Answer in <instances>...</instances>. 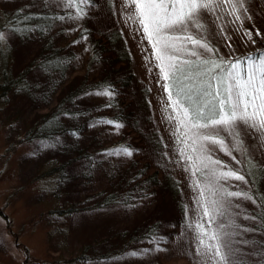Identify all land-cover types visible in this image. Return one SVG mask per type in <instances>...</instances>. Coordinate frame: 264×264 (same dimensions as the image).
Masks as SVG:
<instances>
[{"label":"trees","instance_id":"1","mask_svg":"<svg viewBox=\"0 0 264 264\" xmlns=\"http://www.w3.org/2000/svg\"><path fill=\"white\" fill-rule=\"evenodd\" d=\"M99 1L83 5L84 15L79 17L81 26L75 37L85 39L87 45L81 72L74 69L76 50L72 43L76 40L60 43L62 19H56L77 15L75 8L62 11L51 0L47 4L44 0H14V6L1 11L0 30L7 32V40L0 48V97L11 94L21 98L28 109L41 110L24 124V134L17 143H31L30 153L40 157L44 151L41 165L46 169L32 180L52 179L48 193L59 203L51 209L53 214L82 217L104 210L124 212L132 210L142 194L151 196L152 209L130 228H108L107 236L87 244H105L107 250L94 257L111 260L137 244L160 239L166 233L167 221L184 219L185 205L178 180L168 171L152 168L148 153L160 143L143 127L148 88L137 79L122 32L109 18L102 22L96 19L93 7ZM249 4L254 6L253 22L258 28L253 33L256 47L249 52L259 57L264 53V15L256 0H249ZM207 55L232 61L216 49ZM99 123L119 125V136L101 141L95 126ZM121 148L132 152L125 155L129 162L124 166L109 158ZM243 157L240 172L246 184L239 192L252 199L242 206L245 219L236 216L235 221L243 225L245 221L256 229L255 233H245L250 253L257 256V262L250 259L248 264H264V158ZM99 179L105 184L97 185L94 180Z\"/></svg>","mask_w":264,"mask_h":264},{"label":"rangeland","instance_id":"2","mask_svg":"<svg viewBox=\"0 0 264 264\" xmlns=\"http://www.w3.org/2000/svg\"><path fill=\"white\" fill-rule=\"evenodd\" d=\"M51 1L59 10H69L60 0ZM256 2L260 6L261 15H264V1ZM12 6L14 0H0V15L1 11ZM223 7L224 11L217 9L214 13L201 14L206 31L199 34L207 39L213 50L216 49L232 60L254 57L249 52L256 47L253 33L258 31L253 22L254 6L249 4V0H244V6L238 9L235 16L229 14L231 9L227 5ZM93 10L97 11L98 21L104 17L109 18L122 32L132 55L137 79L148 88L149 107L143 127L157 136L159 139L157 144L160 143L159 147L156 145L153 148L154 152L151 150L148 153V158H152V168L168 171L178 180L185 205L184 219L167 221L166 233L160 239L137 244L120 257L111 260L94 257L107 250V246L104 244L88 247L87 244L97 237L107 236L108 228L112 231L124 226L130 228L136 220L143 218L152 209L151 196L142 194L137 199L136 206L124 212L116 209L104 210L82 217L77 215L58 217L59 214L50 212L59 206L48 193L53 186L52 179L38 177L32 180L41 170L46 169L41 165L44 151L40 157L39 154L30 153L33 149L31 143L23 140L17 143V139L24 134V124L30 121L35 112L41 110L28 109L21 98L8 94L6 97H0V264H202V257L197 254L196 233L189 225L199 221L206 228L215 229L221 220L225 224L231 220L236 225L234 229L228 230L235 232L232 247L237 250V259L243 260L245 264L250 263V259L257 262V256L250 253L252 247L245 236L246 232L255 233L256 229L246 225L245 221L244 225L235 221L236 216L245 219L241 213L242 206L245 202L250 203L251 199L243 196L227 198L231 204L225 206L226 213L223 218L218 217L212 224L203 218L202 209L196 202L199 190L194 185L196 181L203 184L204 178L199 173L193 175L195 170L189 169L190 162L181 156L179 150L184 145L178 139L176 121L168 118L173 113L172 109L167 107L164 81L153 56V49L144 39V33L139 25L129 20L134 9L127 5L125 0H101ZM61 26L63 29L62 39L59 37L61 44L76 40L72 43L76 50L74 69L81 72L84 69L87 45L85 39L75 37L81 26L80 18L68 14L62 19ZM0 33H3L5 42L7 32L0 30ZM1 45L2 42L0 48ZM27 55L28 53L25 56ZM25 59L27 60V57ZM2 67L3 65H0V71ZM19 70L20 68H17L16 72ZM95 126L101 141H111L119 136L117 126L102 123ZM238 131L241 141L239 144H236L227 132L220 133L230 154L215 146H210L209 154L213 159L221 161L222 166H226L221 167V170L232 169L242 175L240 171L243 170L244 154L253 158H264V133L243 125L239 126ZM109 158L122 166L129 162L128 157L118 152ZM100 180L94 182L102 185L103 181ZM219 183L227 191L234 192H239L246 184L245 179L243 181L228 179ZM91 187L94 188L95 185ZM109 225L112 227H108ZM108 239L112 241L113 237ZM207 264L212 262L208 261Z\"/></svg>","mask_w":264,"mask_h":264},{"label":"snow or ice","instance_id":"3","mask_svg":"<svg viewBox=\"0 0 264 264\" xmlns=\"http://www.w3.org/2000/svg\"><path fill=\"white\" fill-rule=\"evenodd\" d=\"M68 9H76L78 17L84 15L83 5L91 0H60ZM47 4L48 0H44ZM134 9L129 20L137 23L144 39L153 49L163 88L167 94V107L172 109L170 120L176 121L178 139L184 145L179 151L190 162L193 175L199 173L204 183L195 182L199 190L197 205L209 224L223 218L230 197L252 199L247 193L227 191L220 181L245 177L237 171L221 170L222 162L209 154L210 146L230 154L221 132L232 136L239 144V126H247L264 133V53L243 60L213 59L207 39L200 35L206 31L201 21L204 12L224 11L227 5L236 15L244 0H125ZM63 19V17H56ZM239 19V17H237ZM251 35V34H249ZM259 35V33H257ZM0 33V42H3ZM184 57H194L186 59ZM104 95H111L104 92ZM119 127V125H116ZM118 154L131 156L127 148ZM197 241V254L202 264H245L237 259L232 247L235 228L233 221L220 223L215 229L206 228L199 221L190 224ZM136 255V253H133Z\"/></svg>","mask_w":264,"mask_h":264}]
</instances>
